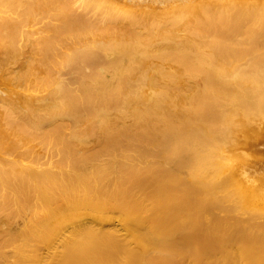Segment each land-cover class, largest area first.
Here are the masks:
<instances>
[{
    "label": "bare ground",
    "instance_id": "6f19581e",
    "mask_svg": "<svg viewBox=\"0 0 264 264\" xmlns=\"http://www.w3.org/2000/svg\"><path fill=\"white\" fill-rule=\"evenodd\" d=\"M191 2L0 0V264H264V0Z\"/></svg>",
    "mask_w": 264,
    "mask_h": 264
},
{
    "label": "rangeland",
    "instance_id": "374dc122",
    "mask_svg": "<svg viewBox=\"0 0 264 264\" xmlns=\"http://www.w3.org/2000/svg\"><path fill=\"white\" fill-rule=\"evenodd\" d=\"M111 1H113V3L115 4V1L117 2V3H119V5H125V7H127V8H129V9H134L136 6V8L137 9H140L141 10V8L144 10H148V9H146V8H149V10H154V8H156L158 11L160 10L161 12H167V10H165V9H167V7L166 6H171V7H173V4L175 3L176 5L177 4H179V6H183V7H185V6H187V5H189V3L190 4H195V2H191V1H193V0H163V1H160V0H111ZM174 2V3H172V2ZM186 1V2H185ZM218 1H220V0H218ZM159 2H161V3H165V2H167L166 4L167 5H165V4H161V3H159ZM171 2V3H170ZM182 2H185V3H182ZM200 2V1H199ZM188 3V4H187ZM196 3H198L197 2V0H196ZM161 4V5H160ZM170 4H172V5H170ZM180 4H182V5H180ZM185 4V5H184ZM163 5V6H162ZM157 6V7H156ZM162 6V7H161ZM165 6V7H164ZM168 6V10L170 11L171 9H173V8H171V7H169ZM178 6V5H177ZM178 6V7H179ZM141 7V8H140ZM143 7H146V8H143ZM174 7H176V6H174ZM156 9H155V12H157L156 11ZM159 11V12H160ZM220 44V46L218 47V45ZM218 45L217 44H215V45H213L212 47L211 46H205V49L203 48V51H209L210 49H211V51H214V54H215V51H216V54H215V56L214 55H210L209 56V52H206V53H208V54H205L204 53V55L202 56V59L203 60H205V61H208V59H209V57H212L213 58V61L216 63V65L217 64H219V65H217V66H222V67H220V70H223V72H225V71H227L229 68H232V67H228V63L229 62H231V63H233V65L235 64V63H238V64H242L241 66H244V65H246V63L248 62V60H249V57L251 56L250 55V53L246 50H244V49H240V50H234V51H232V53L230 54V49H229V54H228V48L226 47V46H223V44L221 45V43H218ZM215 46H217V47H215ZM222 46V47H221ZM211 47V48H210ZM215 47V48H214ZM207 48V49H206ZM220 48V49H219ZM225 49V51L223 52V50ZM218 50V51H217ZM219 50H221V52H219ZM234 52V53H233ZM248 52V53H247ZM211 53V52H210ZM227 53V56L225 55ZM236 53H239V54H236ZM212 54H213V52H212ZM233 54V55H232ZM236 56H235V55ZM240 55H243V56H240ZM214 56V57H213ZM222 56H225L224 57V59H221L222 58ZM231 56V57H230ZM204 57L206 58V59H204ZM226 57H228L229 58V60L228 59H226V61H225V58ZM242 58L241 60H240V58ZM148 59H150V58H148ZM147 59V60H148ZM151 59H157L156 57H151ZM238 59V60H237ZM245 59H246V61H245ZM152 60V61H153ZM160 59H158V60H154L153 62H157V61H159ZM220 60L222 61V63L220 62ZM233 60V61H232ZM224 61V62H223ZM228 61V62H227ZM236 61V62H235ZM239 61V62H238ZM243 61H245V62H243ZM162 61H159L158 63H161ZM220 62V63H219ZM242 62V63H241ZM226 63V64H225ZM244 63V64H243ZM221 64V65H220ZM225 67H224V66ZM216 66V67H217ZM219 67H218V69H219ZM20 68V62L19 63H17V64H14L10 69H0V95H5V96H8V95H12V93H14V86H13V84L11 83V82H9V80H7L5 77H3V74H5V73H7L9 70H11V69H13V70H17V69H19ZM222 68V69H221ZM227 69V70H226ZM13 70H11V71H13ZM228 72V71H227ZM227 72H225V73H227ZM8 94V95H7ZM10 95V96H11ZM242 138H243V136L240 138L241 140H242ZM239 143H240V146H239ZM238 144H237V146H235V150L237 151V150H241L240 151V153H239V151H237L238 152V154H241L242 156V158L243 159H245L247 162H250V163H253V165L254 166H256V171H253V174H252V172L250 173V174H252L253 175V179H257V180H255V182L257 181L258 182V185H259V183L262 181V180H264V143L263 144H260L259 146H258V148L257 147H254V146H244V145H242V143L243 142H239ZM243 146V147H242ZM240 147V148H239ZM234 150V151H235ZM235 151V153H237ZM237 154V157H239L240 155H238ZM245 154V155H244ZM244 156L246 157V158H244ZM239 159V158H238ZM241 159V158H240ZM258 167V168H257Z\"/></svg>",
    "mask_w": 264,
    "mask_h": 264
}]
</instances>
